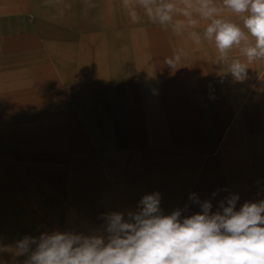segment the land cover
<instances>
[{"label": "rangeland", "instance_id": "374dc122", "mask_svg": "<svg viewBox=\"0 0 264 264\" xmlns=\"http://www.w3.org/2000/svg\"><path fill=\"white\" fill-rule=\"evenodd\" d=\"M71 1L0 0V237L14 240L15 232L17 240L26 232L39 237L52 232L49 224L91 234L102 230L105 214L135 211L140 199L154 192L160 193L164 214L185 206L182 215L199 212L192 194L211 201L213 211L232 194L240 197L237 210L246 201L264 200V62L251 66L247 80L234 82L227 68L217 65L212 48L215 56L208 61L222 72L215 81L231 99L228 139L220 137L198 165L147 169L132 149L118 145L116 128V101L125 107L120 120L127 127L138 103L129 99V91L115 90L135 79L131 66L145 63L134 56L133 35L114 37L142 24L128 21L121 0H97L106 4L81 18ZM145 26L177 36L158 24ZM41 88L49 90L40 93ZM148 91L139 95L144 104ZM205 121L193 116L188 126L179 119L174 132L166 124V139L191 127L205 129L199 133L207 136L216 126ZM170 142L166 148L173 151L177 144ZM223 146L227 151L221 156ZM186 147L190 152L194 145ZM231 173L246 174L230 180Z\"/></svg>", "mask_w": 264, "mask_h": 264}, {"label": "clouds", "instance_id": "9594fccd", "mask_svg": "<svg viewBox=\"0 0 264 264\" xmlns=\"http://www.w3.org/2000/svg\"><path fill=\"white\" fill-rule=\"evenodd\" d=\"M121 6L133 24L143 13L196 46L211 45L234 82L264 62V0H121ZM181 59L177 53L164 64L175 70ZM190 199L199 212L182 215L185 206L164 214L160 193L146 194L135 211L105 214L102 230L25 236L15 255L26 256L24 264H264V200L237 210L240 197L232 194L213 211L211 201Z\"/></svg>", "mask_w": 264, "mask_h": 264}, {"label": "crops", "instance_id": "0c3cea01", "mask_svg": "<svg viewBox=\"0 0 264 264\" xmlns=\"http://www.w3.org/2000/svg\"><path fill=\"white\" fill-rule=\"evenodd\" d=\"M71 3L74 12H77L79 17L82 16V12H88L90 16L97 4L100 6L106 4L102 1L98 3L97 0H72ZM128 21L130 22V20ZM140 23L142 24L140 28L116 34L114 37V39L123 40L133 35L130 42L136 47L134 56L138 61L143 60L145 63V66H131L130 77H135V79L132 80L131 84H119L118 87L120 88L115 90L117 93L129 91V99H132L135 104L138 103V106L131 113L130 123L127 127L120 120L122 109L125 107L121 101H116L120 109V112L117 113L119 114V121L117 126L115 125L120 133L118 145L132 149V153L141 158L142 165L147 169L166 165L172 166V164L178 167L187 164L198 165L202 162L203 155L212 152L220 137L223 140L228 139L227 134L230 130L231 99L225 96L221 85L215 81L222 72L216 70L215 65L208 61L215 56L211 51L213 47L208 44L206 47L203 45L196 46L187 38L186 34L175 38L157 34L145 26L153 23L143 14ZM9 26L11 25L6 27ZM84 32L80 31V33L86 34V31ZM136 33L139 36L135 39ZM83 39H85L84 42H87L88 37ZM136 42L139 43L141 50L137 49ZM190 43L188 48L186 45ZM177 53H182V59L177 65L180 68L173 70L166 66L164 61ZM86 54L87 48L84 45L81 55L86 56ZM202 60L208 62L203 63ZM45 89H39L40 93L46 91ZM144 90L151 92L149 98H146V104L142 102L144 97L139 96ZM13 95L10 96L11 100L14 99ZM45 98L46 100L49 99L47 95ZM203 103L204 108L202 107ZM142 109L143 112H141ZM193 109L196 110L197 114L193 113ZM193 116L200 117L207 123L212 122L216 127L207 131V136H201L199 131L202 132L205 129L197 130L196 127L192 129V127L187 128L186 126L194 123ZM178 118L186 124L183 125L187 128V133L179 138L171 136L170 139H166L165 125L167 124V127H170V130L174 132L177 128L175 123L179 120ZM181 129L183 130V127ZM189 131L196 133L197 136H189ZM204 139L207 146H205ZM169 141H171L170 144H177L173 151L166 148V142ZM187 142L194 145L190 152L184 151L187 148ZM219 151L222 156L224 155L222 152L227 150L223 146L219 148ZM245 174L239 173L238 177L231 173L228 178L230 180H236V177L241 179L244 178ZM49 227L52 231L58 230L51 224ZM13 231H15L14 228L11 229V232ZM21 234L19 240L30 235L28 232ZM12 235L14 240H6L4 237H0V264H24L26 257L15 255V249L10 250L15 248L18 241L17 233H12Z\"/></svg>", "mask_w": 264, "mask_h": 264}]
</instances>
